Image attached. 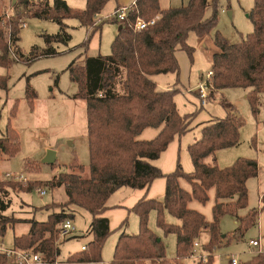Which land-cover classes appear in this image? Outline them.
<instances>
[{
    "label": "trees",
    "instance_id": "obj_1",
    "mask_svg": "<svg viewBox=\"0 0 264 264\" xmlns=\"http://www.w3.org/2000/svg\"><path fill=\"white\" fill-rule=\"evenodd\" d=\"M85 1V9L75 10L65 0H18L22 11L57 22L59 31L54 35L44 34L47 48L42 53H36L34 49L30 57H24L20 49H16L17 60L29 63L38 56L55 55L57 50L51 45L68 43L72 38L66 23L70 18H77L87 28L88 36L82 43L87 50L93 35L104 25V21L97 22L96 17L111 0ZM136 3L137 6L128 11L130 25L138 17L150 20L159 14V20L137 32L132 26L121 25L111 17L119 27L122 26L112 43L111 54L86 56L84 64L74 61L69 66L71 78L79 86L74 98H81L87 104L90 165L86 168L74 159L69 165L71 171L60 172L44 183L52 190L64 187L66 200L35 207V211H49L43 221L9 216L6 214L11 203L6 199L8 188L29 192L41 189L44 184L39 180L30 181L28 185L0 181V236L3 237L8 228L14 229L18 223L29 224L27 232L15 236L14 249L32 250L42 254L47 262H56L62 226L67 220L75 219L78 207L91 215L87 234L92 235V239L85 249L71 254L67 262H100L105 242L112 233L108 218L102 216L108 208L109 198L121 187L147 188L160 177L167 180L163 200L142 199L136 203L132 211L139 218V231L120 235L111 264H170L166 243L149 226L153 211H156L158 226L165 234L177 236V258L172 264H181V259L192 253L203 231L210 234V240L204 246L208 256L197 264H214V251L226 241L220 221L227 214L236 218L235 237H244L251 227L258 224L260 209L253 208L245 215L239 214L240 209L248 207L247 182L258 176V161L239 158L227 168H221L217 163V151L239 145L244 124L238 113L232 112L235 108L226 105V101L221 104L229 110L228 114L205 124L201 137L188 147L194 166L192 172L184 171L178 163L175 171L165 174L154 163L177 136L187 132L189 118L193 114L183 116L179 112L175 101V96L181 92L179 87L161 90L153 76L173 73L179 78L178 49L185 50L192 58L194 48L188 43L189 36L193 33L203 38L214 32L215 45L220 51L212 58L210 82L213 90L209 99L217 90L244 88L248 90L247 98L254 114H257L264 94V0H255L249 14L253 32L242 42L234 44L227 43L217 29L221 0H189L186 5L168 9H162L159 0H136ZM210 7L212 14L207 16L206 11ZM19 29L13 32L16 43L20 39ZM0 50V65L11 66L14 59L3 42L1 32ZM7 80L8 77L0 76V88L8 89ZM118 82H121V88H118ZM25 96L32 106L37 92L29 77ZM17 106L18 102L11 110L6 134L0 136V160L15 157L20 151L19 135L11 123ZM147 128L160 131L153 139H140ZM210 157L212 161L208 162ZM56 164L57 160L52 167ZM183 180L190 184V190L181 184ZM212 188L215 189V204L213 220L208 221L203 213L191 208L190 203L198 200L205 204ZM167 214L175 217L177 223H168ZM0 264L20 263L0 250ZM240 264H264V252L254 253Z\"/></svg>",
    "mask_w": 264,
    "mask_h": 264
},
{
    "label": "rangeland",
    "instance_id": "obj_2",
    "mask_svg": "<svg viewBox=\"0 0 264 264\" xmlns=\"http://www.w3.org/2000/svg\"><path fill=\"white\" fill-rule=\"evenodd\" d=\"M11 1L16 3L18 0ZM30 1L39 2L40 0ZM65 1L75 10H83L86 7L85 0ZM115 1H109L104 9V19L102 20L104 25L101 38H99L101 45L99 50L84 49L82 43L88 36L87 28L82 26L77 18H70L66 20V23L67 30L72 35V38L68 43H53L51 46L57 50L55 55L38 56L28 63L18 61L10 54L14 59L13 64L9 67L0 65V76L8 77V89L0 88V136L6 134L11 110L15 102H18L17 113L11 118V123L19 135L20 142V151L15 157H5L0 160V181L9 180L14 183L19 182L28 185L30 181L39 180L44 184L60 172L71 171L69 165L74 159H77L86 168L89 167L87 104L81 98H74V95L79 91V86L71 78L69 66L74 61L76 64H84L86 56L94 57L100 54H111L112 43L119 30V24L115 23L113 18L110 17L109 19L108 17L112 14ZM159 1L162 9H168L186 5L189 0ZM7 5H9L7 0H0V13L7 8ZM221 5L217 29L227 43L242 42L253 32L254 26L249 14L255 5V0H221ZM18 9L20 10L19 13H22L20 15L25 14L27 25L20 27L17 20H11L6 23L12 34L14 29L20 28L19 41L16 43L11 38L14 53H16V49H20L24 57H30L34 49L36 53H42L47 48L44 34L54 35L58 33V23L49 19L31 16L22 11V9ZM230 11L231 15L229 14ZM211 14L212 8L210 7L207 9L206 15L210 16ZM206 36H209L206 37L208 44L214 47L215 33L212 32ZM2 39L9 50V43L4 39L3 34ZM200 39L193 33L189 36L188 43L194 48L192 58L185 50L179 49L177 52L185 64L187 62L193 63L194 72L189 75V68L185 66V73H183L179 62L181 68L179 78L176 75V78L172 76L160 77L165 80L164 82L159 81V84L160 86L164 84L171 85L173 86L172 88L180 86L179 88L182 92L175 96L177 107L183 116L195 112V116L197 115L196 123L204 119L224 118L229 110L221 104L222 101H226V105L229 103V107L233 106L235 109L232 112L238 113L244 122L240 130L239 145L216 152L217 163L221 168L232 166L239 158L256 159L259 164L258 176L250 178L247 182L248 207L239 210L240 215H245L249 209H260L258 224L251 227L244 237L240 235L235 237L236 218L230 214L223 216L220 221V228L223 233V239L226 241L214 251V264H230L231 255L239 257L241 263L254 255L247 242L252 238L264 237V94L261 97L257 114L253 112L251 103L247 98V90L244 88L223 89L222 95L218 97L216 96V91L213 97L215 99L208 98L207 106L200 107L198 104L199 93L196 89L202 78L206 79L207 73L212 69L213 58L209 55L210 47L206 49ZM28 77L37 92V98L32 106L26 101L25 96ZM184 86L188 89V92H184ZM118 88H121V82H118ZM211 90H213V87ZM201 130V127H196L193 131L182 136L180 164L186 172H192L194 169L188 147L196 136L200 138L201 135L198 134L201 133ZM49 149L57 152V164L55 167L43 162ZM38 168H40V171ZM6 175L14 176L5 178ZM18 177H21L22 181ZM183 185L185 189H191L187 181L183 180ZM8 189L9 195L6 196V199H10L11 203L6 214L18 218H35L43 221L47 218L49 211H35V207H44L52 202H63L67 198L64 187L52 190L45 184L41 187V189L47 191L44 195L40 193L39 189L29 192L13 188ZM214 204L215 189L212 188L209 190V200L205 204L194 200L190 203V207L203 213L208 221H212ZM134 217H137L135 213ZM90 220L91 215L89 212L77 207L76 217L72 220L76 231L66 237H62L60 240L56 262L50 263L44 260L37 264H111L116 245L109 247V239L106 240L104 245L102 261L97 263L67 262L71 254L81 251L82 247L87 245L88 242L86 241L91 239V236L87 234ZM166 221L168 223H177L178 220L172 215H166ZM134 225L135 229H133V222L130 220L127 231L129 234L138 233L139 221H135ZM149 226L160 238L164 239L167 245L166 255L170 258V264L174 263L177 258L176 234H165L164 230L158 226L157 213L155 218L149 219ZM28 229L29 224L24 222L18 223L14 229L8 228L6 234L3 237L0 236V249H13L15 236L25 233ZM111 238L113 239V237ZM209 240V232L203 231L197 239L200 247L194 248V253L182 258L180 263L197 264L202 255L208 256L204 246L208 244Z\"/></svg>",
    "mask_w": 264,
    "mask_h": 264
},
{
    "label": "crops",
    "instance_id": "obj_3",
    "mask_svg": "<svg viewBox=\"0 0 264 264\" xmlns=\"http://www.w3.org/2000/svg\"><path fill=\"white\" fill-rule=\"evenodd\" d=\"M134 1L135 0H116L115 1V5L113 6V11L116 8L120 7V6L131 5ZM113 11H112V13H113ZM103 16H104V10H103V12L101 14H99L96 17L97 22L102 21L104 19ZM102 30H103V27H102V29L99 32H96L93 35L92 39H91V42L89 44V48H91L93 51H96V50L100 49L101 45H100V42H99V38H101ZM206 37H209V36H204L203 38L200 39V41H201V43H203V46H205L206 49H208L210 47L209 48L210 49L209 50V55L211 57H213V55L216 52H219L220 49L216 45L214 47L210 46L208 44L207 40H206ZM176 56H177V59H178V61L180 62L181 66H182L183 73H185V69H186L185 66H187L189 68V75H191L194 72V69H195L194 66H193V63H188L187 62V64H185L184 60L182 58L180 59V57L178 56L177 53H176ZM169 74H172V75H169ZM169 74H158V75L153 76V79L157 82L159 89L165 90V89H169V88L173 87L171 85L168 86L167 84L166 85L164 84L163 86H160V84H159V81H163L164 82V80H165V79H161L160 77L172 76V77L176 78L175 74H173V73H169ZM178 87H180V86H178ZM184 89H185L184 92H186V91L188 92V89L185 88V86H184ZM222 91L223 90H217L216 96L218 97L219 95H222L221 94ZM246 92H248V90ZM187 95L190 96L189 93H187ZM223 98H225V97H223ZM213 99H215V98H212V100ZM228 105L230 106L229 103H228ZM192 113H193V115L189 118V125H188V128H187V132H185L183 135L193 131L196 127H201L203 129V126L205 124H207L208 122H210V121H212L214 119V118L208 119V120L204 119V120L196 123L195 120L197 118L196 117L197 115L195 116V112H192ZM192 113H190V114H192ZM150 130H153V131H150ZM159 131H160V129L147 128L140 135V139H143V140L153 139L159 133ZM201 134H202V130H201V133L198 134V135H201ZM183 135L177 136L174 139V141L169 145L167 150L162 154L160 159L154 161L155 164L160 166V168L162 169V171L165 174H169V173L175 171L177 166H178V163H180L181 142H182V136ZM198 137L199 136H196V138H194L192 143L195 142L197 139H199ZM216 159H217V155H216ZM207 161L211 162L212 158L210 157ZM166 183H167L166 178L165 177H160V178L155 179L151 183V185L149 187H147V188H143V189H139L138 188V189H136V188H131V187L124 186V187L119 188L109 198L108 203H107L108 208L102 214V216L108 218L109 224H110V228H111V230H113V232L111 233V236L108 237V239H109V243H108L109 247L116 245L120 235L123 232L128 233L127 231H128V226H129L130 220L133 222V229H135L134 222L135 221L136 222L139 221V218H138V216L134 217V213L135 212H133L132 209L136 205V203L139 202L142 199L163 200L165 192H166ZM181 184L183 185V181H181ZM167 215H170V214H167ZM155 216H156V211H153L151 213L150 219L155 218ZM90 222H91V220H90ZM132 231H134V230H132ZM25 232H27V230ZM90 236H91L90 238L92 239V235H90ZM111 237H113V239ZM91 239H88V241H86V242H89ZM103 250H104V248H103ZM110 258H111V255H110ZM167 259L169 260L170 258L167 257Z\"/></svg>",
    "mask_w": 264,
    "mask_h": 264
},
{
    "label": "built area",
    "instance_id": "obj_4",
    "mask_svg": "<svg viewBox=\"0 0 264 264\" xmlns=\"http://www.w3.org/2000/svg\"><path fill=\"white\" fill-rule=\"evenodd\" d=\"M9 5H7V8L0 13V32L3 34L4 39L9 43V51L11 55H13L14 58L18 59L16 54L13 51V43L11 38L13 39V34L11 29L6 26V23L11 20H17L19 22L20 27H25L27 25L26 23V16L25 14L19 13V6L18 1L16 3H13L11 0H7ZM137 6L136 0L131 5H125L120 6L116 8L113 13L108 16L114 17L118 20V22L121 25H127L132 26L134 31H141L146 28H148L151 25H154L158 20L159 16H156L150 20H146L144 18L138 17L135 23L130 25L129 19H128V11L134 7ZM213 72L210 70L207 75L206 79L202 78L201 83H199L198 88L196 89L199 93V105L200 107H205L208 104V98H209V92L212 89V84L210 82V79L212 77ZM14 175H6L5 178L13 177ZM19 180L22 181L21 177H18ZM41 194H46L47 191L45 189H39ZM76 231L75 225L72 223V220H67L63 226L61 235L62 237H66ZM248 247L252 250V253H260L264 252V237H258V238H252L248 242ZM200 247V243L198 241L195 242L194 248ZM86 246H83V249H85ZM5 252H7V255L9 257H12L15 259L16 262L20 264H37L41 263L45 260L44 256L39 253H34L32 250H19V249H0ZM254 251V252H253ZM194 253V250L191 254ZM207 253V252H206ZM202 260L207 259V255H202ZM230 264H240V259L236 255H231L230 257Z\"/></svg>",
    "mask_w": 264,
    "mask_h": 264
},
{
    "label": "water",
    "instance_id": "obj_5",
    "mask_svg": "<svg viewBox=\"0 0 264 264\" xmlns=\"http://www.w3.org/2000/svg\"><path fill=\"white\" fill-rule=\"evenodd\" d=\"M229 14L231 15V11L229 12ZM121 28H122V26L119 27V29H121ZM56 154H57V152L55 150L49 149L47 151V155L43 159V162L48 163L50 165L54 164L57 160Z\"/></svg>",
    "mask_w": 264,
    "mask_h": 264
}]
</instances>
